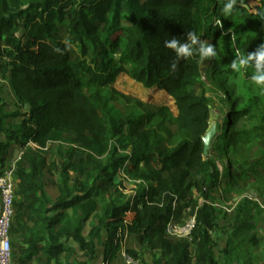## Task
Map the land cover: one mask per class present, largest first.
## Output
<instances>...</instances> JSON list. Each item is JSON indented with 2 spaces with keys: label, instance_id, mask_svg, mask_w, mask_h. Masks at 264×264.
<instances>
[{
  "label": "trees",
  "instance_id": "trees-1",
  "mask_svg": "<svg viewBox=\"0 0 264 264\" xmlns=\"http://www.w3.org/2000/svg\"><path fill=\"white\" fill-rule=\"evenodd\" d=\"M229 2L0 0V74L26 111L8 114L0 106V135L5 138L0 142V173L4 150L12 145L37 146L23 154L15 169L20 195L33 197L18 202L16 193L13 201L9 240L11 248L12 239L19 241L16 264H31L41 255L44 264H63L62 254L66 264H72L76 249L68 246L70 240L88 262L95 260L101 246L103 264H111L122 245L124 230L140 247L159 252L165 259L162 264H215L210 232L216 228L217 209L211 202L220 185V172L215 161L203 154L202 138L212 114L203 91L205 55L201 46H205L204 37L219 34L218 27L212 25L215 16L224 22L225 30H237L244 22L245 31L254 19L258 21L256 36L238 45L244 57L254 56L264 38V19L246 8V0H236L225 17ZM262 5L264 9V1ZM19 28L23 33L17 37ZM59 28L77 41L82 57L91 51L89 64L71 60L68 47L53 41ZM193 33L197 35L195 44L190 39ZM172 40L177 47H189L190 54L166 47ZM119 77L130 82L136 92L118 90ZM117 100L126 104L123 120L110 113L109 104ZM146 107L153 112L136 115ZM243 113L250 120L260 118L257 130L264 147V112ZM9 118L22 120L6 125ZM229 120L210 145L209 151L219 157L226 155L229 145ZM230 133L235 143L238 135ZM64 134L70 136L74 148L62 164L55 203L49 205L41 181L45 169L42 155L50 142L59 141ZM75 149L82 154L78 161L73 159ZM253 169L264 175V157ZM118 172L138 183V192L132 199L120 194L97 213L98 197L107 192L103 188ZM69 173L83 177L84 183L69 186ZM226 175L231 179L228 172ZM194 192L199 194L197 198ZM179 206L195 217L190 242L173 241L165 235L167 224L177 219ZM256 206L244 199L235 207L225 262L231 261L236 243L254 230L252 208ZM129 213L134 218L126 222ZM90 219L95 224L85 235L84 224ZM248 241L256 244L253 237ZM127 254L137 257L134 251Z\"/></svg>",
  "mask_w": 264,
  "mask_h": 264
},
{
  "label": "rangeland",
  "instance_id": "rangeland-1",
  "mask_svg": "<svg viewBox=\"0 0 264 264\" xmlns=\"http://www.w3.org/2000/svg\"><path fill=\"white\" fill-rule=\"evenodd\" d=\"M262 1L264 0H246V8L256 16L259 11H263ZM228 14H225L227 17ZM125 16L122 11V19ZM219 21V23H217ZM122 24L126 25V21L122 20ZM244 22L237 27V30H225L224 22L215 16L212 20V25L217 26L219 34L210 37H204L203 43L207 47H211L213 55L205 56L202 63L204 94L209 100V107L212 114L211 123L216 127V135H221L224 129L226 120L228 127L226 129V141L229 144L225 149V156L219 157L217 153L209 151L208 157L213 159L220 172V185L214 191V200L211 205L217 209L216 228L210 232V238L213 244V257L215 264H264V175L254 173V165L264 157V147L260 137V131L257 130L260 125V118L250 120L243 112L249 110L250 112H264V93H261L258 86L252 81V76L256 71V61L252 60L249 68L235 72L231 65L241 61L240 52L238 51L239 43H242L246 38H254L259 31V24L254 19L253 24L249 29L244 31ZM23 29L19 28L17 37H20ZM105 35H102L104 38ZM53 41L63 43L70 51L71 60L85 61L89 64L91 59V51L87 56L82 57L79 50L77 41L68 33L64 28H59L54 34ZM264 51V38L255 49V55ZM213 57H215L213 59ZM264 72V67L260 69ZM116 86L118 90L126 94H133L136 92L125 78L119 77ZM200 91V90H199ZM198 91V92H199ZM0 106H3L4 112L8 114H21L26 111L19 106L15 95L9 85V82L2 78L0 74ZM125 102L117 100L109 104L110 113L116 119H125ZM153 112L151 107H146L137 112V116H146ZM22 118H9L5 121L6 125L18 123ZM229 131V132H228ZM231 132L237 133L238 140L233 143L231 141ZM215 135V137H216ZM5 138L0 135V142H4ZM70 143V136L64 134L59 141L50 142L43 151V158L45 160V169L42 173L41 181L44 184V194L47 198V203L53 205L56 200L57 192L55 186L61 181L62 164L67 155L73 149ZM37 146L28 144L24 148L18 145H12L7 150H4V167L14 168L20 163L23 154L27 151H34ZM121 153V151H119ZM129 153V149L125 154ZM73 159L78 161L82 158L80 151L75 149L73 152ZM231 175V179L227 177L226 173ZM70 178L69 186L73 183L82 184L84 178L76 176L73 173L68 174ZM92 182H89L91 185ZM145 187V186H144ZM140 185L129 181L121 172H118L113 177V180L108 183L103 189L107 192L98 197L97 213L103 207L109 206L120 194L127 198L132 199L138 192ZM18 194L17 201L29 202L32 198H23L20 193L21 190L17 188ZM36 196V195H35ZM199 194L194 192V197ZM35 198V197H34ZM247 199L256 203V208H252V215H254V230L241 238L236 243V251L231 258L230 262L224 260V250L228 239L234 228L235 207ZM201 200V199H200ZM176 223L182 224L188 220V210H183L179 206ZM71 217V211H67ZM134 218L133 213L126 215L125 221L131 222ZM95 222L88 220L84 224V234L86 235L90 228L94 226ZM102 234V238H104ZM253 237L256 244L253 245L248 239ZM14 241V247L11 248L12 264H16V259L19 256L18 247L19 241ZM68 246L76 249V253L71 258L72 264H103V248L98 246L96 249L95 260L92 262L86 261L83 252L80 251L79 246L72 240L68 241ZM101 244V241L99 245ZM134 251L137 257L133 258L127 254V251ZM191 252H194V245L190 246ZM16 257V258H15ZM45 257L41 255L40 259H35L31 264H44ZM164 258L159 252H151L147 248L140 247L133 236L128 235L124 230L123 242L114 256L111 264H162ZM38 261V263H37ZM60 261L66 264L64 254L61 255Z\"/></svg>",
  "mask_w": 264,
  "mask_h": 264
},
{
  "label": "built area",
  "instance_id": "built-area-1",
  "mask_svg": "<svg viewBox=\"0 0 264 264\" xmlns=\"http://www.w3.org/2000/svg\"><path fill=\"white\" fill-rule=\"evenodd\" d=\"M16 196L14 168L3 167L0 173V264H12L9 228L13 217V201ZM199 206L203 201L199 200ZM195 217H190L182 224L175 220L167 224L165 235L173 241H191Z\"/></svg>",
  "mask_w": 264,
  "mask_h": 264
},
{
  "label": "clouds",
  "instance_id": "clouds-1",
  "mask_svg": "<svg viewBox=\"0 0 264 264\" xmlns=\"http://www.w3.org/2000/svg\"><path fill=\"white\" fill-rule=\"evenodd\" d=\"M235 3H236V0H230V2L227 4L225 8V14L231 13ZM217 23H219V21H217ZM190 39L192 43L195 44L197 40V35L195 33L190 34ZM166 47L175 49L178 53H181L184 55L190 54L189 47H183V46L177 47V42L175 40L166 42ZM201 51H202V54L205 56H210L214 54L211 47H207L204 45L201 46ZM240 56H241V61L239 63H235L231 65V67L233 68L235 72H240L241 70L248 68L250 66L249 62L252 59H255L256 71H255V74L252 76V81L254 82L256 86L259 87L261 93H264V72L260 70L262 67H264V51H261L254 56L244 57L243 54H240Z\"/></svg>",
  "mask_w": 264,
  "mask_h": 264
},
{
  "label": "water",
  "instance_id": "water-1",
  "mask_svg": "<svg viewBox=\"0 0 264 264\" xmlns=\"http://www.w3.org/2000/svg\"><path fill=\"white\" fill-rule=\"evenodd\" d=\"M257 15L263 19V11H259L257 13ZM209 130L207 131V133L205 134V136L202 138V142H203V154L204 156L208 155L209 149H210V145L212 140L214 139L215 135H216V127L215 125H213L211 122L209 124Z\"/></svg>",
  "mask_w": 264,
  "mask_h": 264
}]
</instances>
